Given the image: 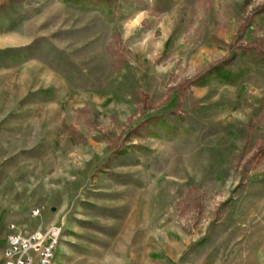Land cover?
<instances>
[{"label": "rangeland", "instance_id": "rangeland-1", "mask_svg": "<svg viewBox=\"0 0 264 264\" xmlns=\"http://www.w3.org/2000/svg\"><path fill=\"white\" fill-rule=\"evenodd\" d=\"M114 2L0 0V254L56 226L53 264H264V64L206 78L264 51V0Z\"/></svg>", "mask_w": 264, "mask_h": 264}, {"label": "trees", "instance_id": "trees-1", "mask_svg": "<svg viewBox=\"0 0 264 264\" xmlns=\"http://www.w3.org/2000/svg\"><path fill=\"white\" fill-rule=\"evenodd\" d=\"M19 2L21 0H18ZM64 3L75 5L81 8H93L103 12L108 19L114 18L116 14L117 5L114 0H61ZM167 0H155L159 6L166 3ZM264 12V9L262 10ZM247 51V52H246ZM264 64V51H260L257 48H250L244 51L242 54V63L237 67H230V63H223L214 69L210 70L206 78L212 79L218 84L226 86H237L244 83L246 77L252 71L253 68ZM147 125V133L150 136L157 135L153 132V127L162 126L166 132L167 129L178 131V128L172 126L164 127L165 122H161L158 117H151L142 122L140 125L135 126L132 131L137 133L138 136L143 137L145 134L142 133L143 127ZM152 126V127H151ZM147 134V135H148Z\"/></svg>", "mask_w": 264, "mask_h": 264}, {"label": "built area", "instance_id": "built-area-1", "mask_svg": "<svg viewBox=\"0 0 264 264\" xmlns=\"http://www.w3.org/2000/svg\"><path fill=\"white\" fill-rule=\"evenodd\" d=\"M39 215V210L33 212V217ZM60 229L56 226L47 230L40 228L29 236L12 233L5 249L6 264H48Z\"/></svg>", "mask_w": 264, "mask_h": 264}, {"label": "crops", "instance_id": "crops-1", "mask_svg": "<svg viewBox=\"0 0 264 264\" xmlns=\"http://www.w3.org/2000/svg\"><path fill=\"white\" fill-rule=\"evenodd\" d=\"M5 249L6 248H4V252H1V254H0V264H5V259H6V257H5Z\"/></svg>", "mask_w": 264, "mask_h": 264}, {"label": "bare ground", "instance_id": "bare-ground-1", "mask_svg": "<svg viewBox=\"0 0 264 264\" xmlns=\"http://www.w3.org/2000/svg\"><path fill=\"white\" fill-rule=\"evenodd\" d=\"M54 259H55V255H54V253L52 252V254H51V258H50V262H49L48 264H53Z\"/></svg>", "mask_w": 264, "mask_h": 264}]
</instances>
